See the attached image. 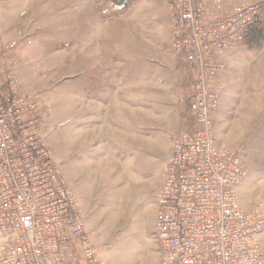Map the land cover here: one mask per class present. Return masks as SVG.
<instances>
[{
	"label": "rangeland",
	"instance_id": "1",
	"mask_svg": "<svg viewBox=\"0 0 264 264\" xmlns=\"http://www.w3.org/2000/svg\"><path fill=\"white\" fill-rule=\"evenodd\" d=\"M226 1L229 6L264 5V0ZM169 14L164 0H132L124 9L113 0H0V77L6 79L14 70L22 90L37 94L47 106L46 138L55 162L65 182L87 202L83 209L88 233L112 264L158 263L150 195H143V187L129 200L114 195L126 185L129 174L115 164L101 165L97 186L87 195L81 193V116L95 119L100 110L94 103L87 107L86 101L95 102L101 88L110 90V102L117 99L115 115L125 116L128 84H158L167 76L169 83H175L177 102L171 98L170 105L161 107L163 95L151 91L158 99L152 104V125L163 129L162 134L156 129L160 134L153 139V150L157 155L170 153L180 127L176 116L185 123L179 130L188 125L178 84L190 83L193 67L171 49ZM227 63L215 131L221 144L246 160L248 176L241 198L251 208L264 202V42L256 49L238 46ZM125 126L118 124L120 133ZM153 166L155 175L158 165Z\"/></svg>",
	"mask_w": 264,
	"mask_h": 264
},
{
	"label": "built area",
	"instance_id": "2",
	"mask_svg": "<svg viewBox=\"0 0 264 264\" xmlns=\"http://www.w3.org/2000/svg\"><path fill=\"white\" fill-rule=\"evenodd\" d=\"M164 1L171 49L193 77L182 98L188 125L173 136L157 193L160 264H264V202L243 205L246 160L218 142L214 124L227 58L264 19V5ZM7 75L0 77V264H112L55 162L47 106L22 90L14 70Z\"/></svg>",
	"mask_w": 264,
	"mask_h": 264
},
{
	"label": "crops",
	"instance_id": "3",
	"mask_svg": "<svg viewBox=\"0 0 264 264\" xmlns=\"http://www.w3.org/2000/svg\"><path fill=\"white\" fill-rule=\"evenodd\" d=\"M222 79L224 81V76ZM136 85L137 84H128V106L126 105L127 113L125 116H121L120 118V115H115L114 112V109L118 107V104L116 105L115 103L117 99H115V101H109V95H107V92L110 91L109 89L101 88V91L96 90L97 93L95 102H89L87 99V107L90 103L92 107V103H94L97 110L100 111H97L98 113L95 119L88 116L84 118V114L83 117L81 116L79 129L81 155L80 162L78 164L79 175L81 176L82 180L80 191L81 193L87 195V193H89L93 187L97 186L96 184L98 182L97 180L99 179V172L104 170L101 168V165H121V171L123 170L124 172L129 173L125 174L126 177L124 175V177L127 179V183L116 190L113 194L129 200V197L134 190L138 191V188L143 187L145 189L141 190L143 195H150L151 201L148 203V205H150V214H152L151 223L154 229L157 218V193L161 185V175L164 164L170 156L172 148L170 147V153L163 154V152H160L159 155H157L153 150V139L155 138L156 134H162L163 129L158 127L153 128L152 125V104L154 101L157 102L158 99L153 98L151 91H159V93L163 95V100H160L161 107H166L172 103L170 101L171 98H173L176 105V90L174 89L175 83H169L167 76H165V78L161 77L158 84L147 83L141 86ZM178 85V90L181 92L179 96L184 97L187 95L189 91V82L186 84V81L180 80ZM148 90H150V92ZM140 92H143V94L141 95ZM178 117L179 116H176L177 120L180 121L179 128H181L185 123H182L184 120ZM164 120L167 123L169 122L168 117H166ZM119 123L126 125L124 130H122V133L119 132ZM185 127L186 125L184 128ZM179 128L177 129L178 131ZM156 129L160 133H157ZM177 130H175L173 133L175 134ZM217 136L218 134L216 133V137ZM121 140L126 143L122 145V143H120ZM155 162L158 165V171H156V174L153 175L152 173L154 172H151L150 169ZM109 171L112 170L109 168ZM108 180H110L109 177ZM108 189L111 188L108 187ZM74 192L76 193L75 190ZM104 194H106V192ZM81 199H79L80 202ZM82 200L81 206L83 209L87 202L85 203L84 199ZM262 241L264 244V234L262 235ZM160 261L161 257L159 252L157 264H160Z\"/></svg>",
	"mask_w": 264,
	"mask_h": 264
},
{
	"label": "trees",
	"instance_id": "4",
	"mask_svg": "<svg viewBox=\"0 0 264 264\" xmlns=\"http://www.w3.org/2000/svg\"><path fill=\"white\" fill-rule=\"evenodd\" d=\"M118 3L122 9L129 6L132 0H113ZM264 42V19L251 26L245 35L243 46L249 49H256L262 46Z\"/></svg>",
	"mask_w": 264,
	"mask_h": 264
}]
</instances>
